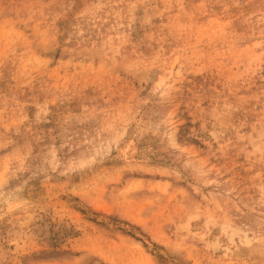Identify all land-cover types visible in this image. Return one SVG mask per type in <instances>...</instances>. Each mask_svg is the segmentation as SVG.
<instances>
[{
    "label": "rangeland",
    "instance_id": "obj_1",
    "mask_svg": "<svg viewBox=\"0 0 264 264\" xmlns=\"http://www.w3.org/2000/svg\"><path fill=\"white\" fill-rule=\"evenodd\" d=\"M0 264H264V0H0Z\"/></svg>",
    "mask_w": 264,
    "mask_h": 264
}]
</instances>
